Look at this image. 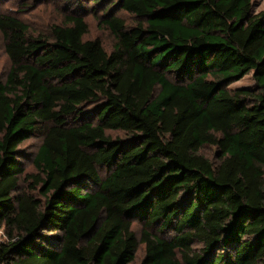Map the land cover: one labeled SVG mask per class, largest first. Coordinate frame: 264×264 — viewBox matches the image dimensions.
I'll list each match as a JSON object with an SVG mask.
<instances>
[{"label": "trees", "instance_id": "trees-1", "mask_svg": "<svg viewBox=\"0 0 264 264\" xmlns=\"http://www.w3.org/2000/svg\"><path fill=\"white\" fill-rule=\"evenodd\" d=\"M117 6L137 25L109 13L110 53L75 12L37 37L0 17V264H132L140 246L141 264H264V11ZM42 130L38 199L19 191L18 154Z\"/></svg>", "mask_w": 264, "mask_h": 264}, {"label": "rangeland", "instance_id": "rangeland-1", "mask_svg": "<svg viewBox=\"0 0 264 264\" xmlns=\"http://www.w3.org/2000/svg\"><path fill=\"white\" fill-rule=\"evenodd\" d=\"M75 1L71 4V0H0V17L12 16L26 23L33 36L48 35L53 26L61 25L65 18L72 13L84 16L87 21L89 31L85 40H99L104 49L110 53L116 43V38L110 30L103 24V20L113 11L117 16L126 22L128 27L137 25L134 17L127 12L121 10L117 6L118 0H101L93 5L92 0ZM103 2V5L98 7ZM114 4V6H112ZM253 14L257 15L264 11V0H252ZM6 41L4 34L0 30V76L6 78L8 75L11 62L5 51ZM213 79V77H210ZM256 85L252 73L243 79L232 83L231 89L250 88ZM44 130L23 142L19 147L18 162L24 174L20 178L19 191L23 194L34 195L38 199H42L39 193V186L35 181L38 171L34 166L35 157L43 144ZM114 137H124L120 133H114ZM205 157L213 162H217L219 157L217 149L213 146H206L201 152ZM134 230L138 239H141L142 225L134 222ZM1 238H4L1 234ZM145 247L140 246L136 259L132 264H141L144 257Z\"/></svg>", "mask_w": 264, "mask_h": 264}]
</instances>
